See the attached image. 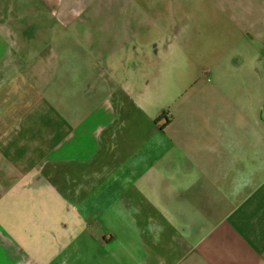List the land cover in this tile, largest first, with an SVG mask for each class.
<instances>
[{
  "label": "rangeland",
  "instance_id": "1",
  "mask_svg": "<svg viewBox=\"0 0 264 264\" xmlns=\"http://www.w3.org/2000/svg\"><path fill=\"white\" fill-rule=\"evenodd\" d=\"M171 8L164 0H0V90L17 111L8 115L0 100V122L8 129L36 103L25 120L41 128L25 149L42 162L38 173L55 169L41 183L32 171V181L8 184L22 177L0 156V264H212L197 234L172 232L175 251L165 252L170 225L146 216L147 193L134 185V154L192 82L193 63L173 69L174 80L164 58L157 70L137 56V37L160 36ZM25 32L42 39L24 41ZM176 194L156 191L163 203ZM217 203L203 216L217 219ZM103 225L116 235L113 250Z\"/></svg>",
  "mask_w": 264,
  "mask_h": 264
},
{
  "label": "crops",
  "instance_id": "2",
  "mask_svg": "<svg viewBox=\"0 0 264 264\" xmlns=\"http://www.w3.org/2000/svg\"><path fill=\"white\" fill-rule=\"evenodd\" d=\"M164 1L172 17L152 41L169 40L162 55L172 79L188 62L194 70L192 82L164 107L162 123L147 131L145 150L134 154V185L141 181L147 193L146 216L170 225L165 252L175 251L170 237L178 231L185 238L197 234L212 264H264V0H200L199 7L196 0ZM136 42L141 48L151 41ZM35 104L8 129L0 122V156L22 177L8 184L54 169L48 163L38 173L42 162L25 149L41 128L25 120ZM53 138L49 145L56 147ZM157 189L177 194L163 203ZM215 199L217 219L204 217Z\"/></svg>",
  "mask_w": 264,
  "mask_h": 264
},
{
  "label": "flooded vegetation",
  "instance_id": "3",
  "mask_svg": "<svg viewBox=\"0 0 264 264\" xmlns=\"http://www.w3.org/2000/svg\"><path fill=\"white\" fill-rule=\"evenodd\" d=\"M31 35H32L31 33L25 32V34L23 35V37H24L23 40L24 41H27V42H29V40H31V41H34L36 43V42H38V40L41 41V39H42V38L39 39L40 38L39 35H37V36H31ZM148 42H150V41H148ZM168 42H169L168 39H163L162 41H151L150 44L146 46V48L141 47V49H139V51L137 53V56H140V57L142 56L143 58L144 57H147V60H146L147 62L146 63H142L141 66L146 65V68L147 69H149V68L154 69L155 66H158L157 67V70H158L159 67L164 62V59H163L162 54L165 52L164 50H166ZM135 43H137V42H135ZM137 48L138 47L136 46V49ZM7 91H1L0 90V100L3 102V105L4 106L2 108L5 111H8L9 102L11 103V101H8L7 102V101L4 100L5 99L4 96H7V94H6ZM31 95H32V92L30 93V96L28 97L27 101L23 102L22 104L25 103L26 106L29 105ZM54 172H55V170H54ZM54 172H52V173L54 174ZM46 175H48V174L45 171L42 175L38 176L37 177L38 178L37 181L34 180V182L36 181V182H40L41 183L43 181H46V179H45L46 178ZM69 175L70 174H68V176ZM107 233H109V232H107ZM115 240H116V236L113 233H109V235L106 234V235L103 236V241L106 244V247L109 248V250H111V249L113 250Z\"/></svg>",
  "mask_w": 264,
  "mask_h": 264
}]
</instances>
